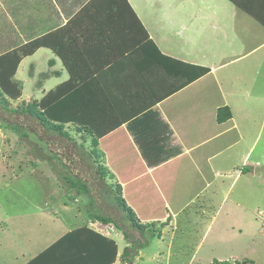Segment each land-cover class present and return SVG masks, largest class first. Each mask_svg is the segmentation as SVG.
Wrapping results in <instances>:
<instances>
[{
    "label": "crops",
    "instance_id": "0c3cea01",
    "mask_svg": "<svg viewBox=\"0 0 264 264\" xmlns=\"http://www.w3.org/2000/svg\"><path fill=\"white\" fill-rule=\"evenodd\" d=\"M21 1L23 0H19V3ZM89 1L95 2L92 6L94 9L91 10L89 6L82 19L94 15L96 19L100 17L101 22L83 23L81 28L77 24L76 31H92L94 37L91 45L97 47L100 55L104 56L106 46L116 49V46L122 44L121 40L117 44L113 26L110 29L104 23L111 18L109 16L112 13L105 10L107 0H28L20 9L17 7L18 11L13 16L17 13L25 15L23 9H28L31 12L28 14L30 29L38 25L47 27L56 18L60 24H55L53 30H57L67 26L68 20L78 15ZM128 2L148 36L163 54L207 67L209 71L101 137L102 147L108 149L109 155L117 160L110 163L108 161L111 167L108 170L115 177L113 179H118L116 182L123 186L125 201L130 204L135 215H140L142 223L167 220L168 226L172 216L177 214L175 211L180 212L189 205L191 207L194 202H214V205L220 202L216 210L218 213L226 206L229 188L235 180L248 174L242 172L241 168L251 160L249 153L259 135L258 133L251 144L248 143V131L256 123H251L252 117L249 114L246 117V114L240 112L245 101L248 110L251 106L264 104V96L257 88L254 89V74L264 73V22L239 8L231 0ZM2 4L3 0H0V6ZM77 4L79 5L75 6ZM143 4L148 8L143 7ZM257 5L260 6L258 2L255 6ZM262 11L264 12V6ZM0 12L9 14L7 10L1 9ZM18 25L9 24L6 31ZM21 29L22 26L15 30ZM96 31L99 33L95 36ZM118 33L122 38V34ZM10 37L14 36L6 38L8 46H18ZM79 37L77 42H83L81 34ZM130 42L131 38L127 36L124 48V52L128 49L127 54L132 50ZM90 55L95 56V53L83 52L80 60H88ZM46 58L52 66V73L42 81L43 93L69 77L63 64H60L59 57L50 48L40 47L19 63L20 66L25 59L30 63H38ZM154 70V73L150 72L145 76L149 81H144L145 95L142 93L140 97L143 101H150L154 97L153 90L157 85L152 87L151 83L157 84L166 79L161 69V75L157 68ZM222 106L230 108L232 117L219 123L216 121V111ZM258 159L259 157L255 159V164L259 163ZM125 173L127 176H124ZM230 176L232 180L229 184L227 179ZM241 184L239 187L244 192L246 185ZM127 191H130L129 195ZM147 202H161L158 207L162 213L157 211L160 214H156L154 219L150 218ZM170 202L183 203L175 210L170 207ZM157 203L150 207H155ZM238 204L233 205L237 207ZM135 205H139L140 210ZM212 222L210 217L206 231L211 228ZM109 224L112 223L103 224L104 228L102 223L99 224L100 227H89L116 241L117 232ZM217 258L226 259L223 256ZM29 259L30 257L26 261Z\"/></svg>",
    "mask_w": 264,
    "mask_h": 264
},
{
    "label": "rangeland",
    "instance_id": "374dc122",
    "mask_svg": "<svg viewBox=\"0 0 264 264\" xmlns=\"http://www.w3.org/2000/svg\"><path fill=\"white\" fill-rule=\"evenodd\" d=\"M27 1L3 0L0 8L9 14L0 12L3 40L0 41V51L8 47L6 38L9 36H14L10 38L20 46L33 37L56 31L53 27L60 24L53 18L47 27L38 25L30 29L28 14L31 12L28 9H23L25 15L17 13L13 16L18 11L17 7L20 9ZM90 2L87 4L93 10ZM143 7L148 8L145 4ZM64 16L68 20L67 15ZM98 22H101L100 17ZM9 24L19 25L6 31ZM20 25L22 29L16 31ZM132 59V56H127L129 66ZM60 64H63L61 59ZM50 67L47 58L38 63L25 59L12 77L20 95L15 98L3 93L0 95V264H24L27 258L39 253L70 229L82 225L100 227L101 222L95 220V214L111 216L129 235L126 240L121 229L109 224L118 238L119 254L113 264H210L218 256L238 260L239 264H264V104L251 106L248 110L245 101L240 107L242 112H239L246 117L250 115L251 123H256L248 131V143L251 144L259 135L249 153L251 160L242 166L244 170L241 171L248 174L235 180L229 188L226 206L217 213L220 202L215 205L214 202H194L191 207L175 211L177 214L172 216L170 224L150 238V232L139 233L115 203L114 190L119 185L121 195L125 194L123 186L120 183L117 186L118 179L116 182L114 176V179L109 175L100 177L96 171L98 164L109 171L108 161H117L109 155L108 149L102 147L100 138L94 146L91 137L70 123L64 127L68 137L61 136L44 129L33 116L31 111L38 108L37 103L45 94L41 91V84L52 73ZM143 76L144 81H149L146 75ZM254 79V89L257 88L264 96V73L254 74ZM169 81L163 80L159 88L155 87L154 95L163 92ZM96 149L99 150L98 157L92 153ZM257 157L259 163L255 164ZM228 178L230 184L231 176ZM70 179L83 180L90 190L89 196L79 195L75 188H71ZM241 183L246 185L244 192L239 187ZM127 193L129 195L130 191ZM231 200L234 202H229ZM237 202L239 204L235 207L233 204ZM154 203L157 202L146 203L148 214L153 219L162 213L158 207L161 202L150 207ZM180 203L183 202H170V207L176 210ZM136 207L140 210L139 205ZM210 217L212 226L206 231ZM136 218L141 220L140 215ZM146 238L148 243L126 261L122 255L124 248L131 246V241H145ZM128 251L132 253V248Z\"/></svg>",
    "mask_w": 264,
    "mask_h": 264
},
{
    "label": "trees",
    "instance_id": "16d2710c",
    "mask_svg": "<svg viewBox=\"0 0 264 264\" xmlns=\"http://www.w3.org/2000/svg\"><path fill=\"white\" fill-rule=\"evenodd\" d=\"M107 1L105 10L108 9L109 12H112L109 16L112 20L106 19L104 23L110 29L113 26L116 32V42L119 45V40H121L122 44L116 46V49L106 46L107 52L104 56L100 55L97 47L91 45L92 37H94L92 31L88 29L76 31L77 24L80 27L83 23L90 24L97 21L96 17L92 16L82 19L90 5L81 9L80 19H78V13L68 21L67 26L36 37L23 45L8 46L0 51V95L3 93L12 98L20 95L12 77L21 60L33 54L40 47H48L54 51L61 59L69 77L55 88L48 90L39 99L38 108L31 112L44 129L56 132L61 136L68 137L64 127L69 123L74 124L93 139L94 146L97 145V139L117 129L127 119L138 115L157 101L173 94L209 71L207 67L183 62L163 54L148 36L128 0ZM231 1L259 21L264 22V12L262 11L264 0ZM256 2L260 6H255ZM118 31L122 34V38L119 37ZM96 32L95 36L99 31ZM79 33L85 39L81 43L77 42L80 38ZM127 36L131 38L129 47H132L128 54V49L124 52ZM83 45H86L87 48L84 49ZM84 51L90 54L95 53V56L90 55L88 60L81 59L84 60L81 61L80 58ZM127 56L133 57L130 66L127 63ZM130 68L131 71H127ZM156 68L157 71L161 69L166 79H172V81L168 82L167 88L159 95H154L150 101H143L140 98L142 93L145 95L143 75L154 73ZM151 84L152 87L154 85H157V88L161 86V82ZM231 117L232 112L228 106L217 108V122L222 123ZM92 153L96 157L99 156L98 149L93 150ZM241 170H244L243 167ZM96 171L100 177L105 178L106 175H109L110 178H113V174L107 171L102 164H98ZM69 183L79 195L89 196L90 190L83 180L70 179ZM114 194L115 203L139 233L149 231V237L152 238L158 235L162 227L168 223L167 220L164 222H140L122 197L120 185L114 190ZM94 217L95 220L103 224L112 223L121 229L123 237L128 240L127 232L111 216L95 214ZM147 243L148 238L145 241H131V246H126L122 255L126 261L130 260L132 255L138 254L139 249ZM130 247L132 253L128 251ZM117 255L118 245L114 239L108 238L87 225H82L58 237L24 264H113ZM210 264H239V261L213 258Z\"/></svg>",
    "mask_w": 264,
    "mask_h": 264
}]
</instances>
